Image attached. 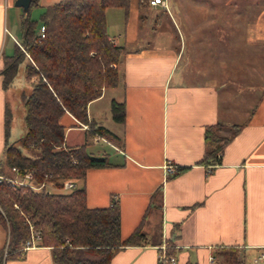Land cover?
<instances>
[{
	"label": "crops",
	"instance_id": "crops-1",
	"mask_svg": "<svg viewBox=\"0 0 264 264\" xmlns=\"http://www.w3.org/2000/svg\"><path fill=\"white\" fill-rule=\"evenodd\" d=\"M14 1L0 0V47L4 12ZM57 1L34 0L29 7L45 10ZM114 9L122 13L110 24L107 8L105 20L122 49L119 82L86 109L109 136L69 114L61 118L65 146L84 145L108 164L74 179L86 205L116 203L121 238L143 219L145 242L119 248L109 264H158L161 246L176 264H217L229 250L236 264H264V0H164L156 7L130 0L126 11ZM158 10L168 19L155 35ZM3 55L9 54L0 53V66ZM1 81L0 149L10 87ZM112 100L124 105L123 123L111 118ZM72 132L88 133V142L83 135L68 144ZM215 135L225 141L205 158L219 147ZM99 140L111 152L88 151ZM165 163L182 171L167 177ZM6 238L0 224V264H54L51 248L40 244L5 259Z\"/></svg>",
	"mask_w": 264,
	"mask_h": 264
},
{
	"label": "trees",
	"instance_id": "trees-1",
	"mask_svg": "<svg viewBox=\"0 0 264 264\" xmlns=\"http://www.w3.org/2000/svg\"><path fill=\"white\" fill-rule=\"evenodd\" d=\"M33 3L31 0V6ZM129 3L59 0L45 8L39 27L28 15L31 6L20 18L21 41L11 55L2 56L0 66L4 89L11 86L23 63L25 79L31 85L30 93L22 96L24 133L19 146L5 148L0 166V224L7 232L1 256L6 251L5 259L20 256L29 238L26 220L40 231V245L51 248L54 264H109L119 248L145 242L143 219L127 238H121L119 209L114 202L103 208L88 207L82 188L61 193L35 191L13 184L12 177L2 171L4 166L9 170L18 167L20 175L32 172L36 183L58 186L59 179H83L87 169L108 165L105 158L87 153L84 145L65 146L66 126L61 118L69 114L94 134L109 136L104 127L88 120L86 109L103 89L114 88L119 82L117 66L122 49L107 34L105 10L126 11ZM140 6H145L142 0ZM41 26L43 36L38 33ZM110 111L114 122H124L123 103L112 100ZM9 124L6 110L5 137ZM213 138L219 147L205 158L215 156L225 141L216 135ZM230 252L223 253L224 261L217 264H236Z\"/></svg>",
	"mask_w": 264,
	"mask_h": 264
},
{
	"label": "rangeland",
	"instance_id": "rangeland-1",
	"mask_svg": "<svg viewBox=\"0 0 264 264\" xmlns=\"http://www.w3.org/2000/svg\"><path fill=\"white\" fill-rule=\"evenodd\" d=\"M142 2L147 7L148 5L147 2L145 1L146 4L144 3V0H142ZM15 11H18V16L14 14ZM43 11H44L43 8H35V9L32 8L29 10L28 15L32 20L36 22L37 27H39V25L41 24V16ZM119 11L120 10L118 9L109 8L107 12V18L110 24L111 21H113L116 18L117 13H122L121 11L120 12ZM23 14H24L23 10L21 8L14 6V4L8 9H5L4 12L5 23L4 25H2L3 35H2L0 53L4 52V54H9V55L13 53L14 44L13 41L11 40V37L15 38L18 42L21 41L19 21ZM146 14L147 12H145L144 15L148 17ZM155 14L160 21L156 27V31H157V33H155L156 35L162 33L166 29L167 26H165V24L167 23L168 15L165 10H158ZM23 66L24 64H21L19 66L17 75L15 76L12 85L5 91L4 103L10 115V124H9L8 134L6 135V137L4 134V137L2 138V146L0 149V166L2 161H4L5 148L10 145L19 146L20 139L24 133L22 96H27L30 93L31 85L25 79ZM87 128L89 129V127ZM83 135L84 133H79V132L67 133L66 134L67 143L71 144L77 141L82 142ZM84 137L88 142V133L84 135ZM102 149L106 152H111V147L109 146V144L102 142L101 140H99L98 142L91 143V146L88 149V151H91L92 153L97 155L98 152L101 153ZM4 167L5 168H3L2 170L3 173L9 177H12L10 170L6 166ZM26 223L29 230V224L32 223L29 222L28 220H26ZM223 259L224 258L222 257L221 258L222 262L224 261Z\"/></svg>",
	"mask_w": 264,
	"mask_h": 264
},
{
	"label": "built area",
	"instance_id": "built-area-1",
	"mask_svg": "<svg viewBox=\"0 0 264 264\" xmlns=\"http://www.w3.org/2000/svg\"><path fill=\"white\" fill-rule=\"evenodd\" d=\"M148 6L156 7L159 5H164V0H147ZM44 27L41 26L39 29V35L43 36ZM165 175L167 177L174 176L179 172V168L172 164V163H165L163 166ZM10 172L12 174V183L17 186H26L30 187L31 189L37 191L40 189H45L47 193H56V192H69L71 190L76 189L75 180L71 178L66 179H59L56 182L58 186H56L53 182H42L36 183L32 172H25L24 174L20 175V171L18 167L10 168ZM47 178V175H44ZM1 179V176H0ZM15 208L17 206L15 205ZM41 242V233L37 229L34 228L32 224H29V238L23 243L20 255L23 254L24 251L27 249L37 247ZM6 255V251L3 253ZM263 257V256H261ZM158 264H176V260L173 256L168 255L166 252V247L161 246L160 252L157 255Z\"/></svg>",
	"mask_w": 264,
	"mask_h": 264
},
{
	"label": "water",
	"instance_id": "water-1",
	"mask_svg": "<svg viewBox=\"0 0 264 264\" xmlns=\"http://www.w3.org/2000/svg\"><path fill=\"white\" fill-rule=\"evenodd\" d=\"M31 0H15L14 5L20 7L23 12H27L30 6Z\"/></svg>",
	"mask_w": 264,
	"mask_h": 264
}]
</instances>
